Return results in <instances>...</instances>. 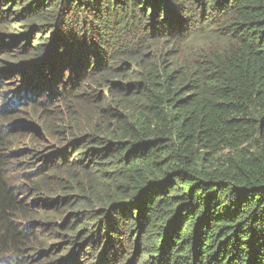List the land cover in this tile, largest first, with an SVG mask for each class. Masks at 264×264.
<instances>
[{
    "label": "trees",
    "instance_id": "16d2710c",
    "mask_svg": "<svg viewBox=\"0 0 264 264\" xmlns=\"http://www.w3.org/2000/svg\"><path fill=\"white\" fill-rule=\"evenodd\" d=\"M0 264H264V0H0Z\"/></svg>",
    "mask_w": 264,
    "mask_h": 264
}]
</instances>
